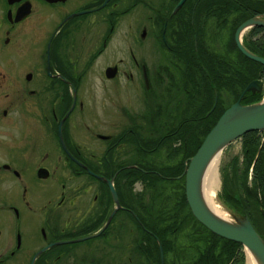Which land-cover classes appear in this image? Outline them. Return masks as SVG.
<instances>
[{"label": "flooded vegetation", "instance_id": "af4514ba", "mask_svg": "<svg viewBox=\"0 0 264 264\" xmlns=\"http://www.w3.org/2000/svg\"><path fill=\"white\" fill-rule=\"evenodd\" d=\"M105 1L0 0V264H165L170 254V264H183L203 249L191 241L195 226L190 234L175 220L164 253L156 231L170 223L158 225L162 209L150 217L151 202L162 208L166 195L176 196L178 214L190 210L183 137L190 126L198 133L199 97L197 87L192 96L186 87L182 26H194L205 12L197 11L198 0L174 13L179 0ZM136 5L143 20L127 50L95 73L121 18ZM101 10L99 34L86 45L79 20ZM77 13L83 14L69 18ZM208 19L214 18L203 16V25ZM237 28L232 41L223 39L222 54L203 38L228 64L239 51ZM253 28L260 27L240 36L246 50L251 36L263 37ZM190 67L198 70L197 58ZM97 80L108 97L95 98ZM175 90L186 99H167ZM175 235L184 240L178 255Z\"/></svg>", "mask_w": 264, "mask_h": 264}, {"label": "trees", "instance_id": "16d2710c", "mask_svg": "<svg viewBox=\"0 0 264 264\" xmlns=\"http://www.w3.org/2000/svg\"><path fill=\"white\" fill-rule=\"evenodd\" d=\"M186 4L192 6V0H187ZM198 10L200 13L205 12L203 16L206 18L211 15L217 27L227 25V18L229 15L233 16L230 39L232 41L233 31L240 23L264 15V0H198ZM203 16H200L199 22L194 19V26H191L189 21L182 26L185 38L182 40L183 51L181 53L184 61H187L190 66L196 58L199 61L198 70L193 71L190 66L185 69V77L189 84H186L188 94L192 96L191 89L197 87L199 129L198 133L192 135V126H190L189 137H183V161L195 155L208 132L228 108L229 104L223 105L219 100L223 91L232 96V103H234L253 80L264 81V68L261 64L246 58L239 51L236 56L233 52L232 61L234 62L228 64L224 59L208 50L203 39L205 36ZM252 31V35L261 31L263 37L259 41H251V36L245 42V46L250 52L264 57V29L253 28ZM194 37H196V41H194ZM232 48L235 49L233 42ZM214 91L217 92L219 99L211 111ZM262 95L255 90H250L243 96L242 104L259 102ZM187 140H189L188 146ZM239 140L241 142L240 154L234 156L230 162V177L229 179L225 177L223 182V199L225 202H230L227 205L236 214L247 216L259 235L264 236V220L261 214L264 212V130L245 134ZM181 171L182 167L174 175L181 174ZM165 174L169 173L165 172ZM183 202L186 205L184 196ZM224 204L226 205V203ZM190 217L193 219L192 216ZM194 222L195 229L191 241L203 243V249H198L194 262L185 261L183 264H244L242 245L216 236L195 220ZM175 227L176 225L170 224L167 229L156 231L164 253H168L171 249L169 235L174 232ZM152 243L157 252L155 241L152 240ZM156 261L158 262V259Z\"/></svg>", "mask_w": 264, "mask_h": 264}, {"label": "water", "instance_id": "95a60500", "mask_svg": "<svg viewBox=\"0 0 264 264\" xmlns=\"http://www.w3.org/2000/svg\"><path fill=\"white\" fill-rule=\"evenodd\" d=\"M8 1L14 2L17 0ZM63 1L65 0H50L51 3ZM185 1L179 0L172 13L176 12ZM19 10L16 13V19L22 15ZM83 13L71 15L69 18ZM252 27L264 28V20L252 18L243 22L235 31L234 41L241 54L264 67V58L250 53L240 42L241 33ZM260 88V81L249 83L243 90L240 98L218 118L195 155L188 160L185 171V197L192 215L203 227L216 236L242 245L244 249L251 252L259 264H264V236L259 235L247 216L231 212L234 221L219 219L207 209L200 196L202 174L211 157L243 135L264 130V98L252 104L245 105L241 103L242 97L246 92L250 91V89L260 92ZM216 102L217 93L214 91V105L212 109L215 107ZM110 188L111 194L114 200H116L115 192L112 187ZM261 214L264 220V212H261Z\"/></svg>", "mask_w": 264, "mask_h": 264}, {"label": "rangeland", "instance_id": "374dc122", "mask_svg": "<svg viewBox=\"0 0 264 264\" xmlns=\"http://www.w3.org/2000/svg\"><path fill=\"white\" fill-rule=\"evenodd\" d=\"M126 3H123L124 7H127L129 5H126ZM143 13L144 10L141 6H134L132 7L131 11L129 14H127L126 16L122 17L120 22H119V26L117 29V33H116V37H115V41L111 42V44H109L105 49H104V53L102 57H105V59H99L94 67H95V73L98 72L101 67L109 64L112 60H115L116 57H121V52L127 50V45L128 42L131 39V36L134 34L135 30L142 24V20H143ZM102 14V10L99 13H92L89 16H87L84 19L79 20V22H81L84 25V31H83V37H82V41H84L87 45L88 42H90L91 40L95 39L97 37V35L99 34V28H101V22H100V17ZM62 17V15L60 16ZM234 17L233 16H229L227 18V25L223 26H219L218 29H216V23L213 19H208L205 23L204 26H206V33H205V37L207 39V45L209 46L210 50L216 54H222L224 51V41L223 39L226 36V40L229 39L230 35H231V27H232V21H233ZM259 20H264L263 17L261 18H257ZM205 30V28H204ZM248 31H246L245 33H247ZM225 40V42H226ZM81 41V40H80ZM226 45V44H225ZM227 46V45H226ZM138 50H143V47H137ZM231 56H234L233 53H231ZM29 61V58L25 59V62ZM95 73H93V75H95ZM92 75V76H93ZM94 77V76H93ZM94 82V81H93ZM261 82V88H260V92L258 93H262V98L261 100L264 98V81L260 80ZM100 81L97 80L96 81V87H95V92L97 93V95L95 96V98L97 99H104L106 97H108V95L110 94L109 91H105V88L103 86L100 85ZM181 98L183 99V101L186 99V94H182V92H180L177 96V91L175 90L173 95L171 96V98L168 96L167 99H176V98ZM222 101H223V105H225L224 102H226V104H229L228 107H230L233 103H232V96L230 94H225L224 92H222ZM232 103V104H231ZM235 103V102H234ZM240 153V141L239 139L231 142L225 149L222 150V154H221V161L218 165V178H219V182L218 184H216L215 186H213L211 188V193L214 196V200L216 201V203L218 205H220L228 214V218L231 221L233 220L232 217V213H236L234 210H232L231 208L228 207V205L230 204L229 201H224L223 199V173L226 172V169L228 168V164L231 160L232 157L238 155ZM215 187V188H214ZM217 188V189H216ZM139 187L137 186V192ZM146 194L144 193L143 199L146 198L145 196ZM148 198V195H147ZM146 198V200H147ZM226 203V205L224 204ZM228 204V205H227ZM147 205V201L145 202V206ZM176 206H177V198L175 195H166L164 197V204L162 206V208H157L156 207V202L152 201L151 202V207H152V217H150L151 219H156L159 215V211L162 209L163 210V218L164 220L162 221H158V225L161 226V224L164 222L163 225L166 224H171L173 221L177 220L180 225L186 229L187 232H189L191 234V232H193V228H194V223L193 220L190 216H192L190 210L188 208H183V211L181 214H178L176 211ZM149 219V218H148ZM169 224V225H170ZM195 229V228H194ZM183 237H178L175 235L173 237L174 239V248H175V254L178 255V250L179 247L181 246V244L184 243V240L182 239ZM243 250L245 251V249L243 248ZM246 257V254H245ZM174 258H176V256L174 257V254H170L168 256V262L170 263ZM245 264H246V259H245Z\"/></svg>", "mask_w": 264, "mask_h": 264}, {"label": "bare ground", "instance_id": "6f19581e", "mask_svg": "<svg viewBox=\"0 0 264 264\" xmlns=\"http://www.w3.org/2000/svg\"><path fill=\"white\" fill-rule=\"evenodd\" d=\"M245 31H243L242 33H244ZM242 33H241V35H242ZM250 53H252V52H250ZM262 58H264V57H262ZM250 90H254V89H250ZM241 103H242V100H241ZM261 131H263V130H261ZM240 138H238V139H240ZM221 154H222V150H219L215 155H213V157H211V159L207 163V165L203 171L202 178H201L200 196H201L203 203L207 207V209L215 217L222 219V220H225V221H230L228 218L227 212L220 205H218L216 203V201L214 200V196L211 193V188L213 186H215L216 184H218V182H219L218 165L221 161L220 160ZM245 254H246V264H259V262L255 259V257L251 254V252L249 250L245 249Z\"/></svg>", "mask_w": 264, "mask_h": 264}]
</instances>
